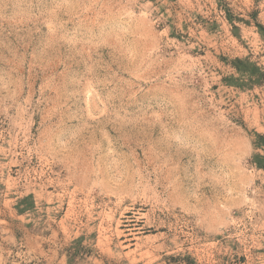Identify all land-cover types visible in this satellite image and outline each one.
I'll return each instance as SVG.
<instances>
[{
    "label": "rangeland",
    "instance_id": "374dc122",
    "mask_svg": "<svg viewBox=\"0 0 264 264\" xmlns=\"http://www.w3.org/2000/svg\"><path fill=\"white\" fill-rule=\"evenodd\" d=\"M0 264H264V0H0Z\"/></svg>",
    "mask_w": 264,
    "mask_h": 264
},
{
    "label": "trees",
    "instance_id": "16d2710c",
    "mask_svg": "<svg viewBox=\"0 0 264 264\" xmlns=\"http://www.w3.org/2000/svg\"><path fill=\"white\" fill-rule=\"evenodd\" d=\"M237 62H241V60H238Z\"/></svg>",
    "mask_w": 264,
    "mask_h": 264
},
{
    "label": "bare ground",
    "instance_id": "6f19581e",
    "mask_svg": "<svg viewBox=\"0 0 264 264\" xmlns=\"http://www.w3.org/2000/svg\"><path fill=\"white\" fill-rule=\"evenodd\" d=\"M65 226H67V225H65Z\"/></svg>",
    "mask_w": 264,
    "mask_h": 264
}]
</instances>
